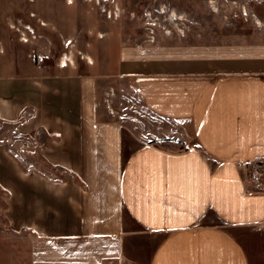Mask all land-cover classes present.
<instances>
[{"label":"crops","instance_id":"1","mask_svg":"<svg viewBox=\"0 0 264 264\" xmlns=\"http://www.w3.org/2000/svg\"><path fill=\"white\" fill-rule=\"evenodd\" d=\"M113 58L0 74L3 213L31 232V262L264 264V42L122 44ZM119 96L160 125L130 127Z\"/></svg>","mask_w":264,"mask_h":264},{"label":"rangeland","instance_id":"2","mask_svg":"<svg viewBox=\"0 0 264 264\" xmlns=\"http://www.w3.org/2000/svg\"><path fill=\"white\" fill-rule=\"evenodd\" d=\"M197 41L264 42V0H0V74H26L35 67L53 71L60 63L106 72L122 44ZM122 99L124 105L116 107L130 127L160 125L139 103ZM159 142L184 147L169 138ZM247 169L254 181L250 165ZM260 173L258 181L262 164ZM3 203L0 188V264H34L31 232L7 223Z\"/></svg>","mask_w":264,"mask_h":264},{"label":"built area","instance_id":"3","mask_svg":"<svg viewBox=\"0 0 264 264\" xmlns=\"http://www.w3.org/2000/svg\"><path fill=\"white\" fill-rule=\"evenodd\" d=\"M260 167H261V162L255 161V162H252L250 164V168L252 170L251 176L254 179V181H256V180L258 181L260 178V174H261L260 173Z\"/></svg>","mask_w":264,"mask_h":264},{"label":"bare ground","instance_id":"4","mask_svg":"<svg viewBox=\"0 0 264 264\" xmlns=\"http://www.w3.org/2000/svg\"><path fill=\"white\" fill-rule=\"evenodd\" d=\"M64 61H65V60L63 59V63H64Z\"/></svg>","mask_w":264,"mask_h":264}]
</instances>
